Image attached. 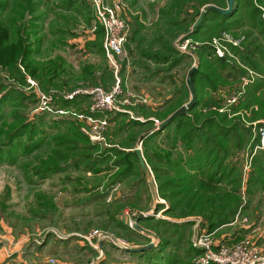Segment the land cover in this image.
I'll return each mask as SVG.
<instances>
[{
	"label": "rangeland",
	"instance_id": "1",
	"mask_svg": "<svg viewBox=\"0 0 264 264\" xmlns=\"http://www.w3.org/2000/svg\"><path fill=\"white\" fill-rule=\"evenodd\" d=\"M99 1L126 23L117 67L95 0H0L6 47L28 49L0 64V144L25 127L0 157V222L44 264H198L201 236L264 256V0H234L193 34L201 8L225 0ZM192 64L197 104L159 130L189 101ZM210 116L224 130L204 127Z\"/></svg>",
	"mask_w": 264,
	"mask_h": 264
},
{
	"label": "built area",
	"instance_id": "2",
	"mask_svg": "<svg viewBox=\"0 0 264 264\" xmlns=\"http://www.w3.org/2000/svg\"><path fill=\"white\" fill-rule=\"evenodd\" d=\"M117 5H105L95 0L94 15L97 23L103 30L102 48L109 64L117 67L118 58L123 52L126 41V23L119 15ZM101 100L108 102L111 95H104L97 90ZM61 114L64 111H59ZM257 147L264 152V126L256 130ZM102 235L93 230L89 236ZM196 248L201 252L197 254L198 264H264V256L259 248L243 242L231 243L227 240L216 242L209 236H201L196 242ZM55 263L54 259L50 260Z\"/></svg>",
	"mask_w": 264,
	"mask_h": 264
},
{
	"label": "trees",
	"instance_id": "3",
	"mask_svg": "<svg viewBox=\"0 0 264 264\" xmlns=\"http://www.w3.org/2000/svg\"><path fill=\"white\" fill-rule=\"evenodd\" d=\"M257 9H255V11H256ZM258 11V10H257ZM210 12H212L213 14H218V15H221V14H219V13H217L216 11H214V10H212V9H210V10H208V12L206 13V15L204 16V19L208 16V14L210 13ZM221 19H226V18H224V15H223V17H222V15H221ZM102 29V28H101ZM196 31V30H195ZM195 31H193L192 33H190V34H193ZM102 35H103V32H102ZM172 37V36H171ZM6 38H8V35L6 34V30H4L3 28H2V26L0 25V64H2V65H7V66H10V67H15L16 65H17V63H18V60H23L22 58H24V56H26L27 55V53H28V49L26 48V45H24V43L22 42V40L21 39H19V41L18 40H16L14 43H12V44H10V45H7V46H10L9 48H7L6 47V45H5V43H4V40L6 39ZM103 49V48H102ZM204 48H198V52H199V54H201V56H204ZM250 60H251V63H253V64H251V65H253V66H256L257 65V63L253 60V58L250 56ZM23 62V61H22ZM248 62V61H247ZM25 63V62H24ZM210 62H208V61H206V66H209L210 64H209ZM199 65H204V62H201ZM198 65L196 66V68H195V70H194V72L192 73V76L197 72V70H198ZM256 68V67H255ZM257 69H260V68H258L257 67ZM224 77V76H223ZM260 87H262V85H261V83H258L257 84V87H256V89L257 88H260ZM195 90H196V88H195ZM197 101H198V98L196 99V101H195V103L193 104V106L188 110V111H190V110H192L195 106H196V104H197ZM259 105L261 106V103H259ZM185 115H182V116H178V117H176L171 123H173V122H176L177 120H179L180 118H182V117H184ZM217 118L215 117V116H210L209 118H204L203 119V126L205 127V125H209L210 127H214L215 129H222V130H224L223 128H222V126H221V124H219L220 122L219 121H217L216 120ZM170 123V124H171ZM169 124V125H170ZM168 126V125H167ZM25 127H24V125H21V128H20V126L19 127H17V128H15L10 134H9V136H8V138H7V141L5 142V143H2V144H0V157L4 154V147H7L8 149H10V147L12 146H15V144H12L13 143V140H15V139H19V140H21L22 138V136L25 134ZM202 129H204V128H202ZM201 129V130H202ZM160 130V129H159ZM162 130V129H161ZM194 130L195 131H197V130H199V129H197L195 126H193V128H192V126H190V132H191V135L194 133ZM194 136H195V134H194ZM193 136V137H194ZM193 137H189V139H191V138H193ZM207 137H206V141H207ZM32 145H34V143L32 144ZM11 147V148H12ZM24 151H26V150H24ZM208 153L209 152H206V153H204V154H202V158L204 159V158H206V157H209V155H208ZM212 158V157H211ZM1 159V158H0ZM200 162V161H199ZM204 166V164H203V162H200L199 163V166H194L195 167V169H196V171H198L201 167H203ZM148 251H149V249H148ZM152 255H154V252H150ZM157 253V252H156ZM154 257H156V256H154ZM158 264H160L159 262H157Z\"/></svg>",
	"mask_w": 264,
	"mask_h": 264
},
{
	"label": "crops",
	"instance_id": "4",
	"mask_svg": "<svg viewBox=\"0 0 264 264\" xmlns=\"http://www.w3.org/2000/svg\"><path fill=\"white\" fill-rule=\"evenodd\" d=\"M25 235H16L12 227L0 222V264H44L40 254H34V246L28 247Z\"/></svg>",
	"mask_w": 264,
	"mask_h": 264
},
{
	"label": "water",
	"instance_id": "5",
	"mask_svg": "<svg viewBox=\"0 0 264 264\" xmlns=\"http://www.w3.org/2000/svg\"><path fill=\"white\" fill-rule=\"evenodd\" d=\"M225 1H226L225 7H219V6H215V5H211V4L203 6L200 10L198 17L194 21L193 25L191 26L190 29H188L185 32V34H190L191 32L195 31L200 26V24L202 23L204 16L206 15L207 11L210 9L216 11L217 13H219L221 15L230 14L232 12V10L234 9V0H225ZM195 68H196V64H192L189 67V69L187 70L186 77H185V83H186V86H187L189 93H190L189 101L186 104L179 107L178 109H176L175 111H173L166 119H164L158 125L160 130L165 128L167 125H169L176 117L184 115L186 113V111L189 110L193 106V104L195 103L196 92H195L194 84L192 81V73L194 72ZM134 151L136 153L137 159H138L142 169L146 170V166H145L144 160L142 158V155L140 153V150L138 148H135ZM140 249H144V248L132 249V251L133 250L138 251Z\"/></svg>",
	"mask_w": 264,
	"mask_h": 264
}]
</instances>
